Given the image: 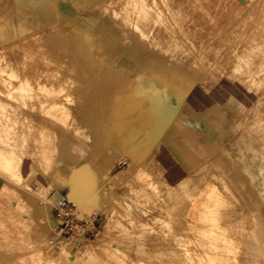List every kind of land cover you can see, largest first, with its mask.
Returning a JSON list of instances; mask_svg holds the SVG:
<instances>
[{"label":"rangeland","instance_id":"obj_1","mask_svg":"<svg viewBox=\"0 0 264 264\" xmlns=\"http://www.w3.org/2000/svg\"><path fill=\"white\" fill-rule=\"evenodd\" d=\"M77 25L90 36L76 35ZM263 31L264 0H0V264H44L53 253L59 264H138L131 241L125 260H103L105 246L122 240L124 217L141 224L125 199L108 191L87 205L68 179L54 181L55 168L87 162L101 182L122 178L121 188L168 211L174 174L210 164L229 181L222 147L238 157L251 148L264 162ZM14 150L37 171L23 174ZM63 196L88 225L58 246L52 215ZM236 201L249 212L223 231L257 232L264 254L261 200L249 191ZM193 204L174 207L181 223L209 227L203 199Z\"/></svg>","mask_w":264,"mask_h":264},{"label":"bare ground","instance_id":"obj_2","mask_svg":"<svg viewBox=\"0 0 264 264\" xmlns=\"http://www.w3.org/2000/svg\"><path fill=\"white\" fill-rule=\"evenodd\" d=\"M155 8L156 12L159 13L158 8ZM259 20L261 21V18ZM75 32L81 39L90 36L87 31L78 25L75 27ZM14 67L17 68L15 65ZM14 74L15 76H19L16 72ZM262 76H264V73ZM61 107L68 109L66 106ZM63 114L65 116L74 115L68 111L63 112ZM76 120H78L80 129H86L87 122L79 118H76ZM109 130L110 123L109 125L106 124L105 134ZM10 132L12 133L13 131ZM9 137V139H14L11 136ZM14 140L12 141L14 142ZM13 142L9 143L12 144ZM14 145H12V148ZM5 146L3 145V147ZM7 146L5 147L6 151L10 148H7ZM221 150L231 156L229 161H224L223 163L228 172L229 181H223L217 169L210 164L196 169L189 167L183 174H174L170 178V181H168L165 192L166 201L173 206L168 211L162 207L163 200L157 199L148 203L146 200H142V193L140 191H131L133 187L126 185L121 188L117 184L121 182L122 178L111 179L107 183L101 182L97 169L91 167L87 162L73 168L71 171H68L66 168L61 169V167L55 168L51 177L56 182L68 179L72 189L81 194L82 200L87 205L97 203L99 198L108 196L110 192L112 195L115 194L119 198L125 199V205L128 207L126 212L137 214L136 219L141 223L138 225L132 223L135 217L130 215L124 217V220L128 222L123 227L125 231H123L120 242L122 247H120V243L117 246L118 244L112 242V244L110 243L105 246L104 252L107 256L103 257V260L107 259L109 263L118 258L125 260L129 254L123 246L129 244V241H131L135 249L134 251L139 254L138 264H264L263 249L260 246L261 235L252 230L247 233L236 230L235 235L223 231L225 228L224 223L234 224V222H237V225L243 224L245 215L249 210H243V212L239 210L236 206V200L239 197L245 196L249 191L258 196V200H261L264 207V162H261L260 158L257 157L251 148L246 147L243 149L242 155L239 157L238 153V155L236 154L237 156L232 154L233 146L231 144L222 147ZM9 153L11 152H8V156L10 155ZM15 153L14 158L17 159L19 170L23 174H27L32 170L37 171L31 159L28 163L24 161L25 158L30 157L29 154L23 159V155L17 153V150H14ZM188 156L190 158L189 163H191V153ZM6 163L8 162L5 161L4 165ZM221 182L222 184L220 185ZM40 189H43L42 184L40 185ZM199 196L203 199L202 220L210 222L209 227L204 226L199 229L198 225L185 226L181 223L182 217L177 215L176 208L174 207L177 204H185L186 207L183 206L180 210L187 211L191 204L197 205ZM30 200L40 212L45 211L46 203L41 201L42 199L39 200L38 197L31 196ZM139 205H143L144 207H139ZM157 212H159V215ZM146 228L154 231H147L145 230ZM243 236L249 237V241H247L248 245L258 247V255L248 256V249L244 248L242 250ZM117 251L122 254L116 255ZM242 251L243 254H241ZM60 260H63V257L53 253L45 258L44 264H59ZM125 264L130 263L126 262Z\"/></svg>","mask_w":264,"mask_h":264},{"label":"built area","instance_id":"obj_3","mask_svg":"<svg viewBox=\"0 0 264 264\" xmlns=\"http://www.w3.org/2000/svg\"><path fill=\"white\" fill-rule=\"evenodd\" d=\"M52 215L53 230L58 240V246H61L66 240L75 237L79 228H84L88 225L85 218H81L75 211L77 210L75 199L70 196H63L54 206ZM82 238L77 237V243L81 242Z\"/></svg>","mask_w":264,"mask_h":264}]
</instances>
